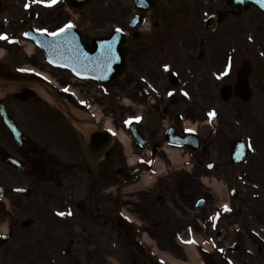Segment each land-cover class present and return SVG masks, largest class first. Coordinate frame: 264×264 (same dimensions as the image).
Listing matches in <instances>:
<instances>
[{"label":"flooded vegetation","instance_id":"af4514ba","mask_svg":"<svg viewBox=\"0 0 264 264\" xmlns=\"http://www.w3.org/2000/svg\"><path fill=\"white\" fill-rule=\"evenodd\" d=\"M227 12L234 13L230 7L226 6L225 11L221 13L225 16ZM136 37L138 36L133 31L129 32V41L124 51L132 68L128 83L125 85L123 81L118 82L113 89L117 100H122L123 97L128 98L130 103L128 115L131 118L137 116L142 118L135 127L144 133L146 148L150 151V156L151 152L158 149L159 155L164 157L161 149L169 144V139L172 140L178 135L183 136L185 130H188L184 126L185 122L196 127L203 140V149L194 157L198 166L201 159L211 157L210 149L213 145L219 146L216 144L217 142L226 145L230 140L244 139L248 144H253L257 148L264 132L262 127L264 121V60L255 59L249 76L244 74V78L248 79L249 90H247V86L237 85V77L239 70L249 62V56L256 55L258 49L249 50L246 46L243 47L240 52L241 60L238 59L234 66H227L216 62L215 59L222 51V43L200 41L198 44L193 38V43L185 42L178 48L176 46L163 49V46H160V52L156 54L161 56V63L151 65L149 54L144 50L152 49L150 48L152 44L146 41L141 43V37ZM198 45L200 48L206 47L204 54H201L202 49L198 48ZM223 53L226 54L227 49ZM163 62L177 66L175 69L178 79L177 86L169 84L172 73L170 69L165 71ZM141 65L148 67L149 70L145 73L142 72ZM154 71L157 73H153ZM225 73L227 74L225 75ZM216 77L223 81L216 83ZM84 84V87H77L70 78L64 83L65 86L80 88L86 95L85 105L80 109L87 112L88 108L92 109L93 105L98 108L102 101H99L98 93H96L97 87H100L98 84H96L97 86ZM121 87L122 89H120ZM223 89L228 93L229 99L226 101L220 97V91ZM185 92L189 95L185 96ZM65 97L72 105L74 104L73 97L68 94ZM34 99L37 98L34 97ZM41 109L47 114L44 119H48L45 124L49 129L54 123L56 113L46 106H41ZM212 111H215L216 115L210 119L209 113ZM13 114L25 138L22 147H15L0 118V186H9L11 189L26 187L27 193L32 198L38 197V200L42 194L41 202L45 208H48V202L52 199L50 194L54 188L49 185L50 183L58 184L59 191L64 193L77 188L79 192L89 194V201L95 186L86 185L85 180L88 171L85 146L89 141L86 135L78 129L72 128L71 125L64 124L60 127L66 130L65 138L60 141L61 143L55 144V140L50 141L51 138H48L44 132H42L43 134L39 133L33 118L28 115L19 117V115ZM186 141L189 140L186 139ZM33 143H38L40 147L33 149ZM55 151L60 152L59 156L62 155V151L63 159L56 157ZM4 152L10 153L23 163V172L17 173L3 162ZM217 154L218 159L225 162L226 177L231 178L239 191L243 188H240L242 186V183L239 182L241 176L243 180L249 177L251 181H248L249 184H258L259 191H264V184L260 185V182L257 181L255 183L251 177L256 174V170L262 168L259 161L253 164L255 159H252L250 173L248 172L245 177V173H242V170L239 171L241 167L230 164L228 152L224 156L222 148L217 150ZM254 156L257 157V154ZM101 164L105 171L102 176L110 178L109 172L113 168V161L110 164L108 162ZM77 179H79L78 185L73 186L72 184ZM20 196L22 195L19 193L11 191L8 194L7 191L0 199V224L8 220V205L16 199L21 200ZM7 199L10 202L7 203ZM236 207L240 208V206ZM262 221L264 222V220ZM66 228L69 230L67 226ZM3 246L0 243V251ZM258 252V264H264L262 249L259 248ZM246 264H252V261L251 263L246 262Z\"/></svg>","mask_w":264,"mask_h":264},{"label":"rangeland","instance_id":"374dc122","mask_svg":"<svg viewBox=\"0 0 264 264\" xmlns=\"http://www.w3.org/2000/svg\"><path fill=\"white\" fill-rule=\"evenodd\" d=\"M29 2L30 0H0V34H7L9 38L14 39L15 41H19L18 43H11L9 41L0 40V63L3 66H6L7 67L6 70L10 72L16 73V71H18L21 67V69H29V70L34 69V71H27L25 73L38 74L37 73L38 71H42L44 74L48 73L52 75L53 78L54 76L56 77L53 83H56L58 87L59 86L62 87L65 81L67 80L68 77L67 73H65L64 71H59L51 68L45 62L42 53L38 49L34 50L32 56H29L27 54L28 45L27 43L24 44L21 42L25 41V33L27 32L28 29H30L31 27L36 29L46 28L47 30L52 31L54 29H57L61 25L65 23H69L73 20L74 24L77 25V27L82 28V30L85 32L87 36H92V35L97 36L100 34L110 33L114 27L125 26L126 28L128 19H130L131 15L135 13L133 0H98L95 3L91 4L89 9L86 12L82 13L81 15H76L72 11L71 12L68 11V9L65 7V4L63 2L62 3L60 2L61 4L56 7H49L47 5L45 6L39 5L34 7L30 5L29 10H24V5L29 4ZM222 3L224 4L223 1ZM195 5L197 7L199 6L198 8L202 11V13L208 10V7L202 4V0H200L199 4H195ZM154 10L152 11V13L154 12ZM156 16L157 15H155V17ZM224 17H225L224 22L220 27V31L212 36V40H211L212 42L215 43L227 42L226 40H224V38L234 36L238 34V31H242L240 33L241 38L237 37L236 41L242 42L245 35L244 29L246 25H247L246 30H248V38L249 37L254 38L251 41L257 42L259 38L263 37L261 34H259V24L261 22V19H257V17L255 18L253 14L250 13L234 14L231 12H227ZM153 23L154 20H152V24L150 26L147 25L143 29V34L140 39L141 43H145V41L146 42L151 41L154 42V47L168 46L164 42L165 37L158 35V31L153 29L154 28ZM250 25L253 26L255 25L258 27L256 28V31L254 30L255 32L251 31L253 30L251 29L253 26ZM170 44L174 45L173 42H171ZM144 52L149 54V61L151 65L159 62L161 63V56L156 54V50L154 48L150 50L145 49ZM141 67L143 70L142 72L144 73L149 70V68L146 66L143 67L141 65ZM21 73L24 72L21 71ZM153 73H157V71H154ZM17 92H20V90H17ZM13 93L15 92L13 91ZM10 96H12V92L0 91V99ZM112 98L113 97L110 96V98L108 97L105 99L104 108L101 110V114L99 113L100 117L102 116L101 119L104 123L106 121L109 122L112 121L116 123L117 120L119 122L121 118H123V115H121L118 112L120 108L118 102L116 101L114 102V98L113 99ZM109 99L112 100L109 101ZM48 103H49L48 105H51V107L55 108L58 111V109L56 108L57 105L53 100L48 101ZM34 105H35L34 101L25 104H20L16 100L14 101L13 99L8 101V107L11 113H15L16 115H19V117H22L24 115H28L32 117V110H30V108L33 107ZM115 105L117 106L116 109H114ZM37 116H38L37 113L33 112V118L35 119L34 121L36 122L35 126L39 131V133L44 132L46 135H48V138H52V139H59L57 137H61L60 129H57V131L55 132L56 126L54 125L52 126L51 130L46 128L47 125L45 123L48 121V119H40L38 121ZM52 139H50V141H52ZM258 148L259 149L261 148L262 154L264 155V139H262ZM123 153L124 152H121L122 157L124 159V163L123 160H121V164H118L120 166H125V164H127L126 156L125 155L123 156ZM168 167L171 168L172 166L168 165ZM179 169L180 168L178 167V170L175 169L171 170L172 175L174 174L175 178H177V180L172 179V182H176L175 184H177V186L185 182L184 181L185 172L184 170H179ZM168 173H170L169 170ZM160 175L162 176L164 175V173H161ZM184 185H186V183H184ZM121 186L125 187L123 185ZM151 187H152L151 185L143 187L142 188L143 190L141 192L133 191L132 187L130 188L127 187L123 189V191L122 189H120L117 192H113V193L104 192L100 194L104 205V208H102L101 211L102 213H105L110 217L113 216L116 219H124L125 217H131V215L135 216L136 220L138 219L139 221L144 222L146 223V225L150 226L148 227V229L144 228V230L146 229L147 230L146 232H148V234L147 233L145 234L149 239V242L147 244H143L146 247L144 248L146 252L151 251V249L156 250L158 248L160 250H165V251L170 249L172 252L177 254L176 256L180 257L181 256L180 248L175 242V230H176L175 228H177V224L169 222L162 224L163 226L160 225L156 226L153 224L154 221L149 217V215L152 214V212L156 218L159 217L158 219L165 220L168 216L172 217V214L168 209L164 211L157 210V214L151 210V205H149L151 201L149 200L151 199L154 200V197H156L157 195L156 192H153V189H151ZM77 195L78 197L85 196L79 194ZM168 200H170V198H168ZM54 204L59 205V202L55 201ZM108 205L110 206V208L108 207ZM118 212H123L124 215H122L121 213L118 214ZM76 221L77 218L72 221H68L72 229L70 235L75 238L79 237L82 240L83 251L86 248L91 251L90 253L89 252L71 253L69 259L61 257L60 253H58L56 255H58L57 258L59 259V262L61 264H68V262L69 264H75L76 259L77 260L81 259L82 264H111L108 262L107 259L104 258V256L106 255H108L109 257H114V259H117L118 264L129 263L130 249L124 248V246L120 244L118 245L119 247L113 249L111 245L114 239L108 237L109 235L107 228L100 229L98 226H96L95 223V225L94 224L84 225L86 226L85 229L83 224L76 223ZM192 227L197 228L198 230L200 229L201 230L200 232L204 237L210 236L209 235L210 233L208 234V232L203 231L202 228L196 226L195 223L192 224ZM179 228H184V227H179ZM134 229L137 230V228ZM35 231L38 232V234L35 236V239H38L40 235L39 230H35ZM141 231H143V228H141ZM135 236L137 239L138 237H140L139 234L136 233V231H135ZM17 238L19 240H22L23 244L25 245L27 244L26 241L30 239L31 236L28 234H24V235H19ZM25 238H27V240ZM210 241L214 243L213 242L214 239H211ZM61 242H63L62 249H64L67 242L63 239ZM79 242L80 241H78V243ZM28 243H30L29 240ZM78 243L76 244L75 249H81V247H78ZM19 248H20V244L14 243V245L6 247L5 250L7 249L10 250V252H14L13 250L16 249L19 250ZM26 248H29V246H27ZM26 250L28 251V255L36 253L34 250L30 248ZM9 254H11L12 256H16L17 253H9ZM224 263L220 262L219 260L216 261V259L212 260V264H224Z\"/></svg>","mask_w":264,"mask_h":264},{"label":"water","instance_id":"95a60500","mask_svg":"<svg viewBox=\"0 0 264 264\" xmlns=\"http://www.w3.org/2000/svg\"><path fill=\"white\" fill-rule=\"evenodd\" d=\"M90 1L92 0H82V1L74 0V2L75 3L77 2V4L83 2L80 4L79 9L85 8ZM250 1L254 4L261 2V0H250ZM245 2H246L245 4H240V5L242 6V5L250 4L248 0H245ZM72 3L70 2V4ZM72 33L74 32L66 33L65 34L66 37H64V35L60 36L61 37L60 40L63 41L64 46L60 45L61 47L57 51H53V49L50 46H45V43H41L39 42V40H37V42L47 51V53L51 57L52 62L61 66H68L72 69H75L76 71H79L81 76H87L90 73V70L92 69L94 63H96V61L101 56L104 48L106 47V44H104L102 40H99L98 42L97 40L96 41L93 40L92 42L95 43V47L90 52L88 51L89 49L87 45L82 44L79 40V37ZM52 41L55 42L56 40H52ZM107 41L111 42V40H107ZM49 94L57 98L52 92H49ZM9 123L11 122L9 121ZM14 130H15V125L14 127L12 126V131Z\"/></svg>","mask_w":264,"mask_h":264},{"label":"snow or ice","instance_id":"6c2138e0","mask_svg":"<svg viewBox=\"0 0 264 264\" xmlns=\"http://www.w3.org/2000/svg\"><path fill=\"white\" fill-rule=\"evenodd\" d=\"M35 2H43V0H35ZM57 2V0H51V3L52 4H55ZM26 7H30V4H27ZM75 25L71 22H69L68 24L64 25L63 27L59 28L57 31H54V32H48L47 29H43V30H39L38 31H43L45 33H47L48 35L50 36H54V37H60V36H63L65 35L66 33H68L72 28H74ZM117 32H120V31H123L122 29L120 28H117L116 29ZM25 35L27 36L28 33H25ZM249 39H252L251 37H249ZM0 40H5V41H9L11 43H16L17 41H15L14 39H11L7 36V34H0ZM165 71H168L169 70V66L168 65H165ZM74 71H76L75 69H73ZM20 71L22 72H27V71H34L33 70H29V69H20ZM76 74L79 76L80 75V72L79 71H76ZM227 73H225L226 75ZM45 79H47L45 77ZM67 91V89H65ZM169 95H172V93H169ZM185 96H188L189 94L187 92L184 93ZM216 113L215 111H212L209 113V116H212V117H215ZM142 118L137 116V117H132V118H129V120L125 121L126 124H128L129 126L132 125L133 123V120H135L136 122H140ZM151 163V162H149ZM211 167V165L209 166ZM0 199H2V197H0ZM223 208L224 210L227 212V211H231V209L229 208V206L227 204L223 205ZM59 216L61 217H64L66 215H71V213H65V212H59L58 213ZM184 243H196L195 240H192V241H183ZM221 251H223V249H221Z\"/></svg>","mask_w":264,"mask_h":264},{"label":"bare ground","instance_id":"6f19581e","mask_svg":"<svg viewBox=\"0 0 264 264\" xmlns=\"http://www.w3.org/2000/svg\"><path fill=\"white\" fill-rule=\"evenodd\" d=\"M39 94L42 96V98H44L45 100H49V96L47 94H45L43 91L39 90ZM123 142H127L125 139H122ZM171 158L174 160V162H178L180 161L179 157H180V154L179 152H175V151H170V154ZM146 180L144 179V181H141L140 183L136 184L137 186L136 187H142L144 186V183L146 184ZM210 188L212 189V191L218 196V197H221V191H220V188L216 185V184H213V185H210ZM194 248L191 247V248H188V255L190 257V262L188 263H185V264H197V260H196V257L194 255V251L193 250Z\"/></svg>","mask_w":264,"mask_h":264}]
</instances>
